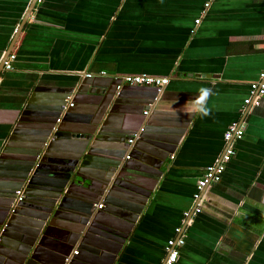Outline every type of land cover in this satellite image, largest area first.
<instances>
[{
    "label": "crops",
    "instance_id": "1",
    "mask_svg": "<svg viewBox=\"0 0 264 264\" xmlns=\"http://www.w3.org/2000/svg\"><path fill=\"white\" fill-rule=\"evenodd\" d=\"M32 3L0 0V65L16 37L12 70L0 73V222L11 199L9 175L26 157L49 141L51 160L77 151L65 130L93 133L104 124L130 136L144 132L122 161V186L106 188V204L93 167L68 182L55 204L53 192L43 191L47 197L33 194L30 207L13 213L14 199L0 226V264H17L22 240L35 234L33 264L65 257L70 264H163L177 229L184 245L175 264H264V95L259 106L244 105L264 71V0H36L25 17ZM100 72L169 83L146 110L152 89L124 85L116 99V81ZM202 86L215 93L204 118L186 104ZM77 89L63 120L59 106ZM233 122L244 130L235 154L186 224L196 183L220 159ZM114 140L108 132L95 145Z\"/></svg>",
    "mask_w": 264,
    "mask_h": 264
},
{
    "label": "water",
    "instance_id": "2",
    "mask_svg": "<svg viewBox=\"0 0 264 264\" xmlns=\"http://www.w3.org/2000/svg\"><path fill=\"white\" fill-rule=\"evenodd\" d=\"M36 0H33V3L29 7L28 13H26V16H29L30 12L33 9V6L35 4ZM28 14V15H27ZM25 17L21 21V28L23 27L25 23ZM21 28L16 30L15 36H17ZM16 37L12 40L10 43V46L8 47L7 51L3 55V59L1 61L0 65V73L3 72L4 68V62L6 61L7 57L11 54V51L13 49V46L15 44ZM82 80L81 84H85L86 81ZM80 83V82H79ZM117 85L114 84V97L116 99H119L122 97V90L119 91L116 89ZM131 88H150L155 92V96L145 104L147 106L146 110L150 109L149 105H152L155 99H157V96L159 95L157 92V89L154 87H141V86H128ZM79 88V87H78ZM77 89L73 96L72 94L67 95L63 102L59 106V110L61 112V107L65 105V100L67 98H71L72 106H69L66 112L63 115L64 117L69 114L74 107V104L76 102V96L78 94ZM142 111V109H141ZM59 112V113H60ZM58 119V118H57ZM56 119V120H57ZM56 122V121H55ZM80 124H76L75 128L79 127ZM57 131L60 132L59 125L56 127ZM62 131V130H61ZM113 133L115 135V140L113 141L114 145H105L104 149H97V146L95 145L96 142H101L102 138L106 133ZM144 132V129H143ZM65 133L63 136L66 138H74L76 141L72 142L75 143L77 147V151L72 154L70 157H64L56 160L49 159L50 156L49 151L51 149V141L47 144L44 151H40L41 147L34 153L32 156H28L24 159L23 162V168H18V170L15 173H12L9 175L10 183V193H11V199L8 201L7 205L5 206V210L3 212V219L0 222L1 224L6 219L10 207L16 199V191L22 190L23 192V198L21 201H18L15 203V208L13 209V213L16 212L17 208L20 207H30L27 205L29 203V196H32L35 194L36 196L41 197H47L48 194L43 191H51L53 192V195H50L49 198L52 199L54 204L56 203V199L59 198V196L65 195L64 193L65 188L68 184V182H72L73 178L77 177L80 172H88L86 170L87 168H95L96 171L93 172L94 176H96L99 179L100 185H104L103 192H100V198L103 200V203L106 204L105 197L106 194L109 192V188H111L112 185H119L122 186L123 181V164L122 161L126 160V156H129L131 158V154H128L127 151L134 149L136 142L140 141L141 139H138L133 146H130L128 144V140L131 138L130 134L128 133V130L125 128H119V129H105L104 124H99L96 130L93 133H89L88 131H81L80 129L75 130H65ZM61 133V134H62ZM143 135V133L141 134ZM48 133L43 134V138L40 141V144H44L45 141L48 138ZM141 138V137H140ZM126 150V154L124 153ZM42 152L41 158L37 162V156ZM125 154V155H124ZM121 163V164H120ZM124 163V162H123ZM60 174V177L62 180H58L54 176ZM81 176V175H79ZM107 187L108 190L106 189ZM40 192V193H34V192ZM107 190V191H106ZM42 192V193H41ZM57 197V198H56ZM103 197V198H102ZM55 199V200H53ZM46 200V199H45ZM104 204V206H105ZM15 216V215H14ZM12 218V217H11ZM36 234L33 236V238H27L22 240V244L25 243L23 249L20 250V255L17 256V258L14 259V262L17 264H33L34 261H36V251H37V243L36 241ZM8 259H12L11 256L8 257ZM72 259L70 257H65L63 259V264H70Z\"/></svg>",
    "mask_w": 264,
    "mask_h": 264
},
{
    "label": "built area",
    "instance_id": "3",
    "mask_svg": "<svg viewBox=\"0 0 264 264\" xmlns=\"http://www.w3.org/2000/svg\"><path fill=\"white\" fill-rule=\"evenodd\" d=\"M208 6V5H206ZM205 6V7H206ZM199 20L195 21V24H198ZM15 60V56L13 54H10L6 61L4 62V70L10 71L12 70V64ZM95 76L94 73H85V78H93ZM97 76L101 77H109L112 78L114 81H116V89L121 90L124 85L126 86H141V87H154L157 89L158 94L162 93L163 89L166 87V85L169 83V79L166 77H155L151 75L146 74H136V75H107L105 72H100L97 74ZM250 94L249 96L244 100V105H253V106H259L260 100L262 96L264 95V71L259 73L258 79L254 82H252L249 85ZM72 98V97H71ZM71 98H67L65 100V105L61 107V114L63 115L69 106H72ZM144 114H147L145 112ZM61 117H59L56 120V123H60ZM143 133V128L139 129L136 133L132 134L131 138L128 140V144L130 146H133L134 142L138 139H140L141 134ZM244 130L241 124L238 122L231 123L227 130L225 131L223 135V141L225 143V149L223 154L221 155L220 159L216 161L213 165L208 166L205 169V173L199 179L196 183V191L193 194V208L191 211H186L183 213V218L186 221V224L189 222V220L195 216L201 213L202 211V205H201V199H202V193L205 189V187L209 183H219L222 175L226 169V165L231 161L232 157L235 154L234 146L233 144L240 140L243 136ZM127 160L130 159L129 156H126ZM23 198V192L22 190L16 191V199L15 203L18 201H21ZM103 205H98V209H100ZM177 233L180 235L178 237L171 238L167 241L165 245V253L166 257L163 262V264H175L179 258V250L184 245V239L182 236L181 229L176 230ZM78 251H73V255H76Z\"/></svg>",
    "mask_w": 264,
    "mask_h": 264
},
{
    "label": "clouds",
    "instance_id": "4",
    "mask_svg": "<svg viewBox=\"0 0 264 264\" xmlns=\"http://www.w3.org/2000/svg\"><path fill=\"white\" fill-rule=\"evenodd\" d=\"M214 91L209 87H200L198 95L193 100L188 101L186 104L191 105L192 113L200 116L201 118L208 117L211 114V108L208 101L214 95Z\"/></svg>",
    "mask_w": 264,
    "mask_h": 264
}]
</instances>
